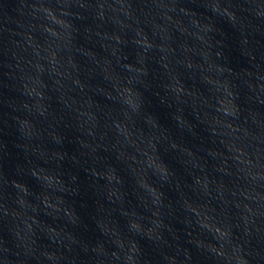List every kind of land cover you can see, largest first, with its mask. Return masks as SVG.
I'll return each mask as SVG.
<instances>
[{
  "label": "water",
  "instance_id": "obj_1",
  "mask_svg": "<svg viewBox=\"0 0 264 264\" xmlns=\"http://www.w3.org/2000/svg\"><path fill=\"white\" fill-rule=\"evenodd\" d=\"M0 264H264V0H0Z\"/></svg>",
  "mask_w": 264,
  "mask_h": 264
}]
</instances>
